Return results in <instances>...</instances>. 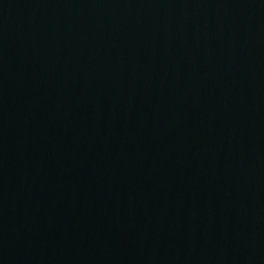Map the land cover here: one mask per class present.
Listing matches in <instances>:
<instances>
[{"label":"water","instance_id":"obj_1","mask_svg":"<svg viewBox=\"0 0 264 264\" xmlns=\"http://www.w3.org/2000/svg\"><path fill=\"white\" fill-rule=\"evenodd\" d=\"M0 264H264V0H0Z\"/></svg>","mask_w":264,"mask_h":264}]
</instances>
